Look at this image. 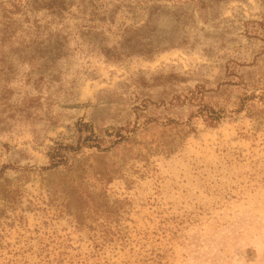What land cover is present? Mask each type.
I'll return each instance as SVG.
<instances>
[{
    "label": "rangeland",
    "instance_id": "1",
    "mask_svg": "<svg viewBox=\"0 0 264 264\" xmlns=\"http://www.w3.org/2000/svg\"><path fill=\"white\" fill-rule=\"evenodd\" d=\"M85 1L100 5L93 14L114 18L111 33L103 25L112 42L122 28L145 23L146 7L172 5ZM59 2L0 0V49H35L49 32H72L82 21L59 22L51 11ZM174 8L170 14L190 25L188 46L117 65L78 52L73 40L76 54L63 77L68 95L30 112L42 120L35 132L24 127L29 121L0 136V264H264V0ZM18 58L12 85L24 98L22 85L36 64ZM235 67L256 98L216 128L198 121L191 131L189 108L152 106L135 115L147 99L159 103L198 84L235 103L244 92L228 74ZM79 120L98 134L144 125L105 153L85 149L48 170V153L76 141Z\"/></svg>",
    "mask_w": 264,
    "mask_h": 264
},
{
    "label": "trees",
    "instance_id": "2",
    "mask_svg": "<svg viewBox=\"0 0 264 264\" xmlns=\"http://www.w3.org/2000/svg\"><path fill=\"white\" fill-rule=\"evenodd\" d=\"M32 1L36 0H26L27 4ZM61 1L51 7L52 14L59 22H63L66 16L75 18V21H82L81 24L75 26L72 32L67 28L49 32L48 39H46L48 45L43 46L46 43L45 40L44 43L40 41V47L35 49L21 51L0 49V74L5 76L4 80L2 78V82H0V136L12 133L16 128L26 125L29 121L30 124L24 127H32L31 130L35 132L37 124L42 120L31 117L30 112L37 111L43 105L49 104L54 97L58 102L68 95L63 85V77L72 57L76 54L69 46L71 41L76 40L78 52L87 49L98 53L107 62L117 65L125 64L135 58L150 60L164 52L189 45L190 38L186 31L190 25L188 22L180 23V19L175 14H170L169 8L176 7L177 9H174L179 10V13L184 12L185 6H189L193 2L197 3L198 0H180L178 2L170 0L171 6L153 4L146 7L145 23L140 27L126 26L122 28L119 40L116 42H112L103 29V25L108 23L107 31L111 33L110 25L114 23V18L105 15L97 16L90 11L96 10L100 5L91 2L87 4L85 0H81L75 5L72 3L67 5L64 0ZM198 3L200 11H203L202 2ZM27 6L25 5V8ZM136 6H143V4L137 3ZM73 8L77 9L81 16L73 15L71 11ZM175 18L177 22H174ZM95 22H100L102 25L95 26ZM15 56L25 63L36 64V69L27 73L26 80L22 85L27 89L24 98H21V95L17 96V92L20 93V87L15 88L12 85L14 79L12 65ZM228 74L237 79V82H234L235 86L242 85L244 89L242 96L235 99V103H229L228 99L222 97L217 98L219 89H208L204 85L198 84L187 92L176 94L172 98H164L159 103L147 99L134 108L135 115L140 119L142 114L153 110L152 106L169 110L189 108L188 127L191 131L198 121H201L206 127L216 128L229 116L241 114L256 98V91L247 90L248 86L253 83L246 82L238 68L235 67ZM261 90L264 92V87ZM249 93L251 95H248ZM56 104L61 106L59 103ZM32 119L35 121L34 123L31 122ZM146 123L151 122L148 120ZM143 125L136 123L135 130L123 126L104 130L102 134H98L91 122L79 120L76 124V141L73 144L56 143L48 153L50 162L48 170L66 166L70 161V154H79L85 149L105 153L115 145L123 143L127 140L129 133Z\"/></svg>",
    "mask_w": 264,
    "mask_h": 264
}]
</instances>
